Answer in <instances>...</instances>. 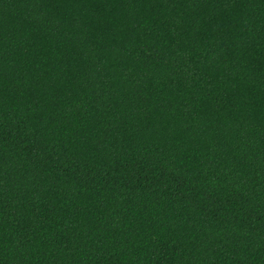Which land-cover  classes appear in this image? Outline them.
I'll use <instances>...</instances> for the list:
<instances>
[{"label":"trees","instance_id":"16d2710c","mask_svg":"<svg viewBox=\"0 0 264 264\" xmlns=\"http://www.w3.org/2000/svg\"><path fill=\"white\" fill-rule=\"evenodd\" d=\"M0 264H264V0H0Z\"/></svg>","mask_w":264,"mask_h":264}]
</instances>
